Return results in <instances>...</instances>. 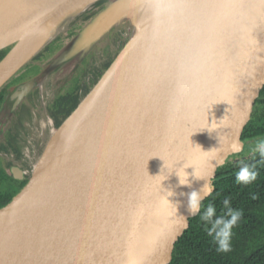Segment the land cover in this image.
I'll return each mask as SVG.
<instances>
[{
  "label": "water",
  "instance_id": "1",
  "mask_svg": "<svg viewBox=\"0 0 264 264\" xmlns=\"http://www.w3.org/2000/svg\"><path fill=\"white\" fill-rule=\"evenodd\" d=\"M84 1L0 0V50L8 48L0 88L104 0L60 19L8 63L21 38ZM120 24L127 41L61 124H51L30 169L3 164L26 183L0 208V264H166L193 217L188 194L205 183L213 189L216 168L243 146L264 84V0H107L36 73L7 88L0 144L20 102ZM186 176L190 186L179 183Z\"/></svg>",
  "mask_w": 264,
  "mask_h": 264
},
{
  "label": "trees",
  "instance_id": "2",
  "mask_svg": "<svg viewBox=\"0 0 264 264\" xmlns=\"http://www.w3.org/2000/svg\"><path fill=\"white\" fill-rule=\"evenodd\" d=\"M52 45L54 47V43H51L45 51H50ZM7 51L8 48L0 50V60ZM27 73L28 71L22 72L12 83L25 77ZM8 86L9 84L0 88V104ZM78 89V85H75L65 94H57L50 104V110L48 107L47 111L55 127L59 126L79 103ZM86 89L85 87L83 94ZM66 96H71L70 102ZM12 136L11 132L5 134L4 144H0V149L4 152L10 150L18 157L20 145L14 142ZM257 137H264V84L260 87L249 119L240 135L244 142ZM243 162L256 163L258 172L256 181L250 185L237 183L235 173L239 170L241 162L231 163L225 160L212 174L213 192L203 202L205 205L208 202L213 203L217 215L223 214L225 198L229 199L232 208L242 211L241 221L233 229L232 250L227 253L216 250L217 245L212 237L207 235L206 226L197 214L185 221L184 231L177 236L166 264H264V158L258 156ZM25 183L26 179H14L3 165L0 166V208L9 202Z\"/></svg>",
  "mask_w": 264,
  "mask_h": 264
},
{
  "label": "rangeland",
  "instance_id": "3",
  "mask_svg": "<svg viewBox=\"0 0 264 264\" xmlns=\"http://www.w3.org/2000/svg\"><path fill=\"white\" fill-rule=\"evenodd\" d=\"M106 4L107 0H104L99 5H95L92 9L83 13L78 20H74L68 27L62 30L52 41L54 47L52 45L50 51L43 50L39 52L32 62L27 63L19 72L13 74L5 82L6 85L9 84L8 88L36 73L39 67L45 65L57 50L81 30L87 22L101 12ZM129 35L128 27L125 24L112 28L98 44L90 49L81 62L77 65H72L63 74L60 72L58 74L54 72L49 74L41 88L34 89L20 102L18 107L13 110L14 112L7 117L3 129L6 134L12 131L15 125H18L17 139L22 155L21 157H15L16 160H14L10 153L5 152V156L3 155L2 157L4 165L13 162L25 168L26 171L30 169L46 145L50 133H52L53 126L51 124H53V119L51 123L52 117L50 118L46 112L51 100L57 94H63L67 89L75 85L86 87L87 93L121 50ZM44 52L46 53L42 55ZM25 71H28L25 77L12 83L19 74ZM20 111L22 112L21 116ZM55 129L57 128L54 127ZM262 138L264 137L243 141V146L235 153L229 155L226 161L229 160L231 163H237L257 158L260 154L256 151V145Z\"/></svg>",
  "mask_w": 264,
  "mask_h": 264
},
{
  "label": "clouds",
  "instance_id": "4",
  "mask_svg": "<svg viewBox=\"0 0 264 264\" xmlns=\"http://www.w3.org/2000/svg\"><path fill=\"white\" fill-rule=\"evenodd\" d=\"M197 146L201 148L200 145ZM256 151L264 158V138L258 141ZM256 167V163L241 162L239 170L235 173L236 182L242 185L252 184L258 177ZM179 183L181 185L190 186V181L187 179V176L184 181H181L179 177ZM212 192V187L206 183L201 190L191 191L188 194L187 211L189 216H196L199 214L200 220L206 226L207 235L212 237L213 242L217 245L216 250L221 253H227L232 250L231 239L233 236V229L238 226L243 213L239 209L232 208L229 199L225 198L223 200V214L217 215L216 207L213 203L208 202L206 205L203 203L207 197L212 195ZM169 195H171V192ZM253 198H255V196H253Z\"/></svg>",
  "mask_w": 264,
  "mask_h": 264
},
{
  "label": "bare ground",
  "instance_id": "5",
  "mask_svg": "<svg viewBox=\"0 0 264 264\" xmlns=\"http://www.w3.org/2000/svg\"><path fill=\"white\" fill-rule=\"evenodd\" d=\"M93 0H87L82 2L81 4L73 7L72 9H70L69 11H67L66 13L56 17L55 19L51 20L49 23L44 24L43 26H41L40 28H38L37 30H35L34 32L24 36L23 38H21L19 40V52L17 53V55L8 63L10 62H17L20 61L24 58L25 55H22L26 50L32 48L33 46L38 45V43L42 40H45L49 35H51L53 29L55 28V23L58 22L60 19H63L64 17H71L76 13H80L84 10H86L87 8H89L92 5ZM41 41V42H42ZM40 42V43H41ZM39 43V44H40ZM31 49V50H32ZM30 50V51H31ZM29 51V52H30ZM7 63V64H8ZM13 64V63H12ZM6 69V67L0 69V72L4 73V70ZM1 76V75H0ZM48 117V116H47ZM51 134V133H50ZM4 144V143H3Z\"/></svg>",
  "mask_w": 264,
  "mask_h": 264
},
{
  "label": "flooded vegetation",
  "instance_id": "6",
  "mask_svg": "<svg viewBox=\"0 0 264 264\" xmlns=\"http://www.w3.org/2000/svg\"><path fill=\"white\" fill-rule=\"evenodd\" d=\"M79 89H78V93L80 94V99L82 98V96L84 95L83 93V91H84V88L85 87H83V86H80V87H78ZM70 89L71 88H69V89H67L63 94H65V93H67L68 91H70ZM86 93V92H85ZM57 96H54V98L51 100V102H50V104L55 100V98H56ZM66 97H68V102H70V98L69 97H71V96H66ZM50 104L48 105V107H49V110H50V108H51V106H50ZM48 109V108H47ZM56 109H54V111H55ZM21 114H22V112L20 111V116H21ZM18 121V120H17ZM18 128V125H15V127L13 128V130L12 131H10L11 132V134H13V136L12 137H14V142L16 141V143L17 144H19L18 143V139H17V136H18V132H17V129ZM7 134V133H6ZM0 151H2L1 149H0ZM9 150H7L6 152L7 153H9L8 152ZM21 155H22V153H21V151H20V155L18 156V157H21ZM11 157H12V159H14V160H16V158L15 157H17V155L14 153V152H12V155H11ZM2 158L0 157V166H2L3 165V162H2Z\"/></svg>",
  "mask_w": 264,
  "mask_h": 264
}]
</instances>
